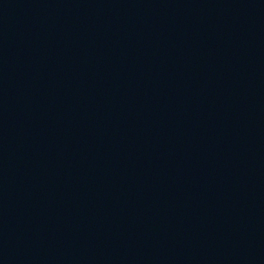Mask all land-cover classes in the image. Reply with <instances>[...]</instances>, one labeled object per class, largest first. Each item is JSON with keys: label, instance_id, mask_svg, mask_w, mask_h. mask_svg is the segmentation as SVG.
Masks as SVG:
<instances>
[{"label": "water", "instance_id": "95a60500", "mask_svg": "<svg viewBox=\"0 0 264 264\" xmlns=\"http://www.w3.org/2000/svg\"><path fill=\"white\" fill-rule=\"evenodd\" d=\"M0 264H264V0H0Z\"/></svg>", "mask_w": 264, "mask_h": 264}]
</instances>
